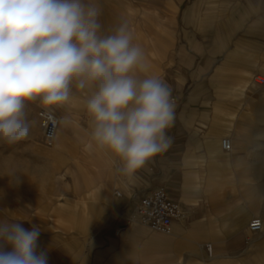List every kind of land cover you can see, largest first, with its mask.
Segmentation results:
<instances>
[{
  "label": "crops",
  "instance_id": "1",
  "mask_svg": "<svg viewBox=\"0 0 264 264\" xmlns=\"http://www.w3.org/2000/svg\"><path fill=\"white\" fill-rule=\"evenodd\" d=\"M98 7L102 34L127 21L133 43L146 54L147 72L141 75L170 86L172 144L131 178L117 171V158L98 149L91 167L81 164L84 137L72 128L90 93L73 86L72 100L60 106L64 130L56 135L71 179L64 194L50 200L49 226L36 227L38 251L47 252L48 264H264V203L235 188L236 116L217 95L259 69L264 0H103ZM199 58L203 62L195 67ZM236 58L250 62L235 72L229 87ZM225 137L230 151L222 147ZM155 188H164L180 205L170 235L135 219L140 197ZM254 217L263 222L259 232L248 228ZM206 244L212 245L211 256Z\"/></svg>",
  "mask_w": 264,
  "mask_h": 264
},
{
  "label": "clouds",
  "instance_id": "2",
  "mask_svg": "<svg viewBox=\"0 0 264 264\" xmlns=\"http://www.w3.org/2000/svg\"><path fill=\"white\" fill-rule=\"evenodd\" d=\"M100 15L90 0H0V141L27 139V104L62 106L74 86L90 93V140L131 178L171 147L175 106L166 82L141 75L146 54L129 23L103 35ZM39 235L36 227L0 220V264H48Z\"/></svg>",
  "mask_w": 264,
  "mask_h": 264
},
{
  "label": "rangeland",
  "instance_id": "3",
  "mask_svg": "<svg viewBox=\"0 0 264 264\" xmlns=\"http://www.w3.org/2000/svg\"><path fill=\"white\" fill-rule=\"evenodd\" d=\"M101 1L103 0H90L97 6ZM220 61L215 60L214 63ZM202 62L201 58L197 59L195 67ZM247 62L250 61L242 58L233 60L229 87L234 86L237 77L235 74ZM263 67L264 57H260L259 69L248 77L254 86L245 94L237 89L242 80H238L233 90L217 92L221 102H226V109L236 116L234 132L238 140V150L234 146L232 151L235 153L236 163L235 188L244 195L256 196L261 204L264 203V83L256 84L254 77L256 73L264 76V69H261ZM199 77L196 75V79ZM211 94L212 99H215L214 93ZM41 108L45 107L39 101L27 104L28 120L31 123V132L27 139L15 144L0 141V220H15L27 230L49 226L51 219L46 217L45 211L53 204L50 200L53 196L64 194V183L71 179L63 168L67 157L60 151L58 136L50 146L43 141L38 117ZM51 109L58 117L63 116L60 106ZM89 122L90 118L84 108L78 122L73 124L72 132L80 130L83 133L84 153L78 162L91 167L97 156V148L90 140ZM59 128V132L64 130L61 121ZM69 157L77 161L75 156Z\"/></svg>",
  "mask_w": 264,
  "mask_h": 264
},
{
  "label": "built area",
  "instance_id": "4",
  "mask_svg": "<svg viewBox=\"0 0 264 264\" xmlns=\"http://www.w3.org/2000/svg\"><path fill=\"white\" fill-rule=\"evenodd\" d=\"M256 84L264 83V76L256 75L254 77ZM174 101V98H172ZM40 126L43 132V141L46 145H52L55 141L57 130L59 127V117L51 108H41L38 111ZM222 147L226 151H230L232 143L230 138L222 139ZM117 194L120 192L117 190ZM181 215L180 205L177 200L172 198L164 188H155L147 194L140 197L139 203L135 211V219L142 225L151 230L170 235L173 231V222ZM263 222L260 217H254L248 228L251 232H259L262 230ZM122 226L116 229L119 233ZM209 256L212 255V245L206 244Z\"/></svg>",
  "mask_w": 264,
  "mask_h": 264
},
{
  "label": "bare ground",
  "instance_id": "5",
  "mask_svg": "<svg viewBox=\"0 0 264 264\" xmlns=\"http://www.w3.org/2000/svg\"><path fill=\"white\" fill-rule=\"evenodd\" d=\"M262 76V75H261ZM251 77V76H250ZM254 86L253 82L249 79H246L242 82L241 85H239L237 87V89H239L241 91L242 94H245L248 90H250L252 87ZM59 120L62 122L63 121V117L62 115L59 116ZM58 129H60L58 127ZM57 133H58V130H57ZM229 138V137H228Z\"/></svg>",
  "mask_w": 264,
  "mask_h": 264
}]
</instances>
